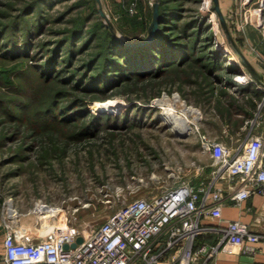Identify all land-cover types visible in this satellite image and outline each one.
Instances as JSON below:
<instances>
[{
    "label": "rangeland",
    "instance_id": "rangeland-1",
    "mask_svg": "<svg viewBox=\"0 0 264 264\" xmlns=\"http://www.w3.org/2000/svg\"><path fill=\"white\" fill-rule=\"evenodd\" d=\"M156 2L159 10L168 6V18L161 19L159 26L166 25L164 33L174 40L173 49L180 48L185 54L178 65L167 68L178 66L180 70H165L143 79L136 75L106 93L71 88L67 99L79 96L85 100L81 108L69 110L86 111L76 124L65 118L61 124L57 119L47 120L48 127L38 124L36 128L44 131L36 133L28 121L19 126L10 117L9 112L23 106L27 114L33 110L32 84H44L33 73V66L55 57L58 51L60 68L64 65L66 74L75 73L72 81L77 83L88 71L87 61L102 48L100 34L105 25H111L118 37L137 42L148 36L145 28L152 21ZM220 6L226 27L214 0H0V34L8 21L18 17L22 26L29 24L37 35L29 46L22 38L24 29H17L15 41L11 39L13 29H4L0 35V241L9 227L30 235L43 234L66 216L90 232L129 200L161 193L181 181L209 179L212 157L202 151L199 133L225 138V125L234 132L242 114H248L236 110L238 104L250 111L254 102V94L232 83L226 76L229 73L216 68V60L236 70L233 72L243 73L244 69L249 73L232 45L235 43L247 59L255 55L264 62V0H220ZM81 24L84 31L74 39L70 64L72 47L66 37ZM93 30L97 34L90 37ZM6 41L23 45L27 51L7 57L3 55ZM45 50L49 52L43 53ZM95 58L88 72L97 73L101 55ZM233 72L229 76L235 79ZM56 76L61 77L59 72ZM233 100L231 117L229 103ZM185 104L199 116L189 114L192 130L178 133L163 112L171 107L182 113ZM183 133L186 135L181 136ZM22 142L29 151L19 161ZM199 166H206L203 175L198 174ZM10 203L18 216L10 212ZM38 205L44 207L40 215L36 214ZM52 209H62L64 215L47 216Z\"/></svg>",
    "mask_w": 264,
    "mask_h": 264
},
{
    "label": "built area",
    "instance_id": "built-area-1",
    "mask_svg": "<svg viewBox=\"0 0 264 264\" xmlns=\"http://www.w3.org/2000/svg\"><path fill=\"white\" fill-rule=\"evenodd\" d=\"M243 71L239 78L255 83V105L242 114L234 132L225 125L226 137L234 143L199 133L202 151L212 157L208 180L181 181L129 200L90 232L67 216L43 234L9 227L0 264H197L202 256L205 264L220 250L254 253L260 234L240 219L223 216L226 203L264 193V85ZM198 169L203 175L206 166ZM210 233L218 240H200Z\"/></svg>",
    "mask_w": 264,
    "mask_h": 264
},
{
    "label": "trees",
    "instance_id": "trees-1",
    "mask_svg": "<svg viewBox=\"0 0 264 264\" xmlns=\"http://www.w3.org/2000/svg\"><path fill=\"white\" fill-rule=\"evenodd\" d=\"M167 7L163 6L162 8H160V19L162 20L168 18V16L166 15ZM20 21L21 19L18 17L11 19L10 21H8L7 25L3 27V30L5 29L9 31L10 29H13L14 32L11 34V39H14L15 41L19 36H15L14 33L17 31V29H24L22 38H26V41H28L27 44L29 46V43L32 44L31 38L33 36L36 37L37 35L32 34V30L29 24L25 23L24 26H22V23ZM165 26L166 25L159 26V29L155 33L153 39L149 42L142 44H131V40H124L118 37L114 29L109 24L105 25V29L102 31L103 35L100 34L101 36H103L101 42L102 48L95 54V56L97 54L101 55L97 73L88 72L89 65H92V63L96 61L95 56H93L89 59V61H87L88 71H84V73L82 74L83 77H81L80 79L78 78L77 83H75L76 81H72L73 76L76 75L75 73L71 72L73 70L69 69L68 71H70L71 73L66 74L65 70L67 66L62 65L63 67L60 68V56L58 54V51L55 57H46L44 61L42 60V63L35 65V67L33 66V73L39 75L38 78H40L42 82H44L43 85H39L37 87L32 84L33 87L31 90L32 94L30 96V100L34 103V105H32L33 110H30L29 114H27L26 110H22L25 109L24 106L22 107V109L17 107L18 110L9 112V114H11L10 117H13L14 120L17 121L19 126L23 125V122L25 120L28 121V126L32 125L35 128L33 130L36 131V133L42 130L41 128H36L38 124L45 126L46 128L48 127L45 125L48 124L47 120L55 121L57 119V123H60V121L65 118L68 119V123L76 124L78 122L77 119H79L80 116L84 117L86 111L77 110L74 113H71L69 110L74 106H78L79 108H81L80 105H84L82 103H84L85 100L83 97L80 98L79 96L67 99V95L69 94V91H71V88H76L80 92L90 94L98 92L106 93L109 90H113V88L116 87L120 82L124 81L125 79L135 77L136 75L137 78L143 79L145 76L154 73L160 74L165 70L169 72L180 70L178 66L167 68V65L169 64L175 65L179 63L181 57H184L185 54L183 55L182 51L179 52L178 49L180 48H177L176 50L173 49L175 42L164 33L163 28ZM147 29L148 27L145 28V32L148 31ZM81 31H84L83 25H76L70 29V33L66 37L68 39L67 42L69 44V47H72L68 55L70 64L72 63L75 55L74 39L81 33ZM91 32L92 33L90 37H93L95 34H97L96 30H93ZM143 39L137 40V42L142 41ZM8 43H10V41H6L5 44L3 43V55L7 57H18L21 56L24 51H27L23 45H12ZM48 52L49 50H45V52L43 53ZM215 66L218 70H223L226 73H229V75L233 71H236L231 67H227L224 62H221V60H216ZM57 72H59L61 77L56 76ZM229 75L226 76L236 86L238 85L245 91H252L251 80H241L239 78L240 73L238 72L235 75V79L231 78V76ZM58 84H65L67 86L64 85L61 88L60 86L59 88L55 87V85ZM47 86L51 87L50 91L48 90ZM63 99H67L66 104H61V101ZM234 101L235 100L230 101L229 103L230 106L228 113L231 117V108L235 105ZM252 104L254 106L255 101ZM236 110H241L242 112L245 110L244 113L250 112L249 109H246V107H244V105L242 104H238ZM19 111H23V113L19 114ZM58 112H60L61 115H58ZM34 115L37 116H35V118L33 119ZM93 122L94 120L90 125L91 127L94 125ZM27 145H25L24 142L20 144L19 152L21 153V156H19V161L23 160L24 157L28 155L27 153L29 151V148L27 147Z\"/></svg>",
    "mask_w": 264,
    "mask_h": 264
},
{
    "label": "crops",
    "instance_id": "crops-1",
    "mask_svg": "<svg viewBox=\"0 0 264 264\" xmlns=\"http://www.w3.org/2000/svg\"><path fill=\"white\" fill-rule=\"evenodd\" d=\"M250 63L254 68L264 77V62L254 55L248 57ZM250 78L254 79L253 75L249 73ZM255 80V79H254ZM255 88V83L252 81V90ZM243 122V118L241 124ZM240 124V125H241ZM219 139H224L231 143L226 137L217 136ZM224 218L240 219L246 222L249 227L260 234V239L255 242L256 251L254 253H245L240 249L236 250H220L216 256L205 264H264V193H254L249 198L236 204L233 202L226 203L223 206ZM208 223H214L211 218L206 219ZM6 234V233H5ZM215 233L207 234L201 237L200 240L215 242L218 239ZM0 241V261L5 253V235ZM242 256H247L248 260H243ZM205 258L200 257L197 264H204Z\"/></svg>",
    "mask_w": 264,
    "mask_h": 264
},
{
    "label": "water",
    "instance_id": "water-1",
    "mask_svg": "<svg viewBox=\"0 0 264 264\" xmlns=\"http://www.w3.org/2000/svg\"><path fill=\"white\" fill-rule=\"evenodd\" d=\"M215 1V8L217 10V12L220 15L221 21L223 23V25L225 26V18H224V13L222 11V8L220 6V0H214ZM100 11L102 12V14H104L102 8H100ZM160 10H159V5L158 2H156L154 4V10H153V17H152V21L149 25L148 28V36L146 38H144L142 41L139 42H130L131 44H142V43H146L149 42L150 40L153 39L155 33L157 32V30L159 29V25H160ZM111 26V25H110ZM226 27V26H225ZM228 38L229 40L232 42V37L231 34L228 32ZM237 55L239 56V58L243 61V63L245 64L246 69L249 71V73L251 74V76L253 75L254 79L258 82L264 85V77H262V75L254 68V66L249 62V60L244 56L243 52L238 48V46L235 43H232ZM181 136L186 135L185 133L180 134ZM83 240L82 236H79L77 239V242H81ZM77 242H74L71 244V246H76ZM70 244H66V247H69ZM243 260H248L249 258L247 256H242Z\"/></svg>",
    "mask_w": 264,
    "mask_h": 264
},
{
    "label": "bare ground",
    "instance_id": "bare-ground-1",
    "mask_svg": "<svg viewBox=\"0 0 264 264\" xmlns=\"http://www.w3.org/2000/svg\"><path fill=\"white\" fill-rule=\"evenodd\" d=\"M177 98V97H176ZM109 103H111L110 101H108ZM108 103V104H109ZM182 109V113H179L177 112L176 110H173V108L171 109V107L169 108H166L163 112V114L165 115V117L172 121V127L178 132V133H182L184 131H188L189 129H191V123H190V120L188 118V115L193 113L195 115V117H198L199 116V112L190 107V106H187L185 104V106ZM11 204V207H10V212L13 214V216H18V212L17 210L14 208L13 204ZM44 210V207H42L41 205H38L36 207V214L37 215H40V213H42ZM35 211V210H34ZM35 213V212H34ZM57 215L58 217H61L63 216L64 214V211L62 209H58V210H55V209H52L50 210V212H48L47 216L50 217V215ZM35 216V215H34Z\"/></svg>",
    "mask_w": 264,
    "mask_h": 264
}]
</instances>
